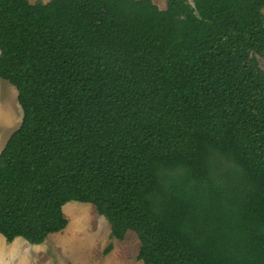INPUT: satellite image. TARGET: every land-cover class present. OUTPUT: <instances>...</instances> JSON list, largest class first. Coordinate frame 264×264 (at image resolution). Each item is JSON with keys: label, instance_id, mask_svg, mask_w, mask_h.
<instances>
[{"label": "trees", "instance_id": "16d2710c", "mask_svg": "<svg viewBox=\"0 0 264 264\" xmlns=\"http://www.w3.org/2000/svg\"><path fill=\"white\" fill-rule=\"evenodd\" d=\"M264 0H0V234L93 204L144 264H264ZM113 248L110 244L105 253Z\"/></svg>", "mask_w": 264, "mask_h": 264}, {"label": "rangeland", "instance_id": "374dc122", "mask_svg": "<svg viewBox=\"0 0 264 264\" xmlns=\"http://www.w3.org/2000/svg\"><path fill=\"white\" fill-rule=\"evenodd\" d=\"M153 1L162 9L167 7V0ZM261 65L264 67V60ZM22 119L17 88L0 78V152ZM76 204H80L78 208ZM64 212L69 219L68 226L50 234L42 245L18 237L23 242L12 247L1 235L0 261L5 264H144L138 258L141 241L135 231L128 230L123 240L112 237L108 219L91 203L71 201L64 206ZM110 244H113L112 250L105 253Z\"/></svg>", "mask_w": 264, "mask_h": 264}, {"label": "crops", "instance_id": "0c3cea01", "mask_svg": "<svg viewBox=\"0 0 264 264\" xmlns=\"http://www.w3.org/2000/svg\"><path fill=\"white\" fill-rule=\"evenodd\" d=\"M71 202V201H70ZM69 203V202H68ZM80 205V204H79ZM78 204H76V208H78V206H79ZM1 235L2 234H0V237H1ZM19 239H18V237L14 240V241H12V242H10V245L13 247V244H17V243H22L23 241H18ZM9 243V242H8ZM27 243V242H26ZM37 246L38 245H42V244H36Z\"/></svg>", "mask_w": 264, "mask_h": 264}, {"label": "clouds", "instance_id": "9594fccd", "mask_svg": "<svg viewBox=\"0 0 264 264\" xmlns=\"http://www.w3.org/2000/svg\"><path fill=\"white\" fill-rule=\"evenodd\" d=\"M0 264H5V262H3V261H0Z\"/></svg>", "mask_w": 264, "mask_h": 264}]
</instances>
